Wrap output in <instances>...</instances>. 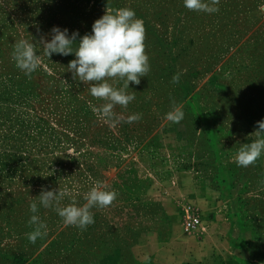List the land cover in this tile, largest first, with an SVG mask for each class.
Listing matches in <instances>:
<instances>
[{
  "label": "rangeland",
  "instance_id": "rangeland-1",
  "mask_svg": "<svg viewBox=\"0 0 264 264\" xmlns=\"http://www.w3.org/2000/svg\"><path fill=\"white\" fill-rule=\"evenodd\" d=\"M216 6L209 14L183 0H0V264H132L128 252L164 216L174 187L188 189L178 176L191 173L239 213L234 236L249 254H264V153L248 167L234 161L264 120V0ZM107 7L131 8L143 20L150 64L139 85L129 83L135 100L114 108L115 124L93 113L89 102L104 101L67 71L74 53L48 58L39 43L53 27L91 34ZM21 39L41 58L30 79L11 56ZM173 101L185 113L179 123L165 118ZM132 114L142 118L128 123ZM96 181L118 196L91 209L85 230L66 226L55 205L39 204L42 188L67 187L59 206H83ZM34 201L47 235L31 244Z\"/></svg>",
  "mask_w": 264,
  "mask_h": 264
},
{
  "label": "clouds",
  "instance_id": "clouds-1",
  "mask_svg": "<svg viewBox=\"0 0 264 264\" xmlns=\"http://www.w3.org/2000/svg\"><path fill=\"white\" fill-rule=\"evenodd\" d=\"M184 7L189 11L216 13L219 0H183ZM51 39L41 37L39 43L43 45L44 55L50 58L52 54L68 56L75 55L67 66V71L72 73L74 80L85 84L92 97L104 101L99 107L89 102L93 113L100 119L109 123H118L119 115L114 111L116 106L127 109L130 102L135 100V95L127 92L129 83L139 85L141 77H147L150 71L149 56L146 53V29L142 19L136 17L133 9L124 7L119 9L106 8L105 14L92 25V33L79 37V33L68 34V29L59 27L51 29ZM79 40L77 42V38ZM73 45H76L74 48ZM36 45L21 39L13 46L11 53L16 67L24 72L28 78L41 65V58L36 54ZM180 73L172 77V83L180 81ZM109 80L122 82V86L114 87ZM185 113L181 107L176 106L166 113L165 118L173 123L184 119ZM141 114H132L127 117L128 123L141 119ZM257 130L251 136L255 139L251 143H243L239 148L234 161L240 167L254 165L264 153V120L257 122ZM106 185L96 181L94 186L84 195L86 201L83 206H77L72 200L67 206H59L65 196L71 193L67 187L59 190H44L42 188L39 204L44 208L55 205V211L62 218L66 226H75L85 230L94 223L91 209L106 208L116 200L118 193L115 190H104ZM33 215L28 224L33 230L26 233L31 244L38 238L47 235V225L36 215L37 202L30 205Z\"/></svg>",
  "mask_w": 264,
  "mask_h": 264
},
{
  "label": "crops",
  "instance_id": "crops-1",
  "mask_svg": "<svg viewBox=\"0 0 264 264\" xmlns=\"http://www.w3.org/2000/svg\"><path fill=\"white\" fill-rule=\"evenodd\" d=\"M189 181L188 189L177 190L163 205L164 216L157 218L144 239L128 252L132 264H234L236 261H262L264 254L252 257L234 231L242 230L240 215H232L227 203L209 182L193 173L178 176ZM191 207L201 217V226L184 233V210ZM243 245V246H242Z\"/></svg>",
  "mask_w": 264,
  "mask_h": 264
},
{
  "label": "built area",
  "instance_id": "built-area-1",
  "mask_svg": "<svg viewBox=\"0 0 264 264\" xmlns=\"http://www.w3.org/2000/svg\"><path fill=\"white\" fill-rule=\"evenodd\" d=\"M182 225L184 233L193 232L201 226V217L195 209L187 207L184 210Z\"/></svg>",
  "mask_w": 264,
  "mask_h": 264
}]
</instances>
